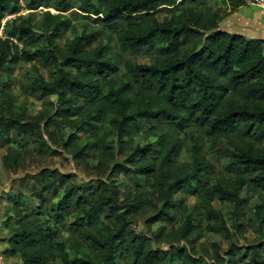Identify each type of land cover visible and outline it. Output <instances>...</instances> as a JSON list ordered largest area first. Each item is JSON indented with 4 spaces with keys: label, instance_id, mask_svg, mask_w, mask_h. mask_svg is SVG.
Returning a JSON list of instances; mask_svg holds the SVG:
<instances>
[{
    "label": "trees",
    "instance_id": "16d2710c",
    "mask_svg": "<svg viewBox=\"0 0 264 264\" xmlns=\"http://www.w3.org/2000/svg\"><path fill=\"white\" fill-rule=\"evenodd\" d=\"M68 2L59 0L58 7L63 8ZM96 2L78 0V10L82 14L100 15L97 19L106 26L124 25L117 32L121 52L141 50L158 42L168 53L164 57H154L150 64L123 62L124 81L115 89L108 76L121 72L119 63L106 58L101 47L84 50V36L76 39L64 52L48 39V47L40 54L43 61L53 63L56 74L51 75L49 81L39 77L37 87L45 95L55 96L52 117L60 120L71 132H80L88 122L98 119L110 131L116 132L121 144L130 135V126L141 120L162 119L168 123L186 121L198 124L207 130L211 143L223 142L230 149V165L243 170L235 171L232 180H221L212 187L196 181L194 188L201 193L204 209L217 215L209 198L210 194H216L220 200H229L234 204L232 215L233 221L237 222L238 211L246 204V197H239V192L244 189L246 196L256 198L251 212L259 228L264 229V40L247 39L220 30L218 23L224 11L220 7L205 5L203 0ZM10 4L11 0H0L2 15L18 12L17 8L9 9ZM229 5L238 7L242 5V0H230ZM32 6L37 8L35 3ZM165 11L168 13L161 17L160 14ZM47 17L56 31L60 15L47 13ZM6 24L7 21L4 38H0V71L6 65L30 63L33 58L29 51L20 49L13 41L23 45L32 31L28 26L21 25L16 35L7 32ZM196 34L200 35L199 49L198 42L191 48L179 46L180 40ZM67 68L74 71H67ZM102 84L109 87L107 94L100 89ZM13 100L9 93L0 90V112L8 113L7 116H0V134L8 138L14 132L19 137H25L37 129V144L39 150L44 151L46 141L41 128L50 139H54V133L48 130L49 121L41 124L42 115L25 121L22 115L11 111ZM80 104L85 111L73 118ZM89 138L88 143H77L71 133L63 145L82 162H85L84 157L91 146L100 155H112L113 144L108 141V134L96 132ZM178 145V138L171 134L164 133L158 138L156 156L165 173L164 178L147 157L154 151L151 144L136 147L129 156L128 161L132 164L138 158V166L116 163L112 167L116 176L131 174L149 181L152 184L149 197L139 192L131 199H121L120 190L110 180L87 188L85 193L90 192V199H77L75 214L85 223L86 229L82 231L84 239L95 248L91 255L71 260L63 245L54 241L45 229L29 221L19 201L13 204L10 214L8 212L2 222L9 234L5 255L18 256L20 264H50L56 259L62 264H118V258L124 261L130 259L132 264H170L150 249L146 236L135 233L130 225L132 215L149 206L158 208L161 205L153 221L167 218L175 205V195L184 185L190 186L194 177L200 178L198 171L201 165L207 163L199 147L196 144L193 146L194 162L189 172L185 173L172 159ZM69 176L58 170L42 169L35 175L36 184L41 186V192L36 197L43 202V194L56 184L65 185ZM75 190L74 185H65V204L73 198ZM102 213H105L103 217ZM191 219V216L186 217L181 229L170 235H166L163 228L158 229L156 237L173 239L180 235L182 240L189 242V237L196 232ZM214 226L225 235L230 234L223 222ZM234 226L240 229L237 223ZM213 246L211 264H238L231 250L223 256L221 249ZM260 246L264 247V243L251 249L245 264H262L258 251ZM174 256V251H170V260ZM184 259L187 264H199L186 252Z\"/></svg>",
    "mask_w": 264,
    "mask_h": 264
},
{
    "label": "rangeland",
    "instance_id": "374dc122",
    "mask_svg": "<svg viewBox=\"0 0 264 264\" xmlns=\"http://www.w3.org/2000/svg\"><path fill=\"white\" fill-rule=\"evenodd\" d=\"M230 0H203V3L211 8H224ZM33 3L37 5L34 9ZM95 3L96 0H95ZM59 0H11L9 9L17 8L16 14L0 11V30L4 37V24L7 32L17 35L20 27L28 26L32 31L31 37L21 44L20 49L29 51L33 55L30 63L20 62L17 65H6L0 71V90L9 93L13 100L12 112L22 115L25 121L33 116L42 115V123L49 121L48 130L54 133V139H50L41 128L46 148L39 150L37 137L33 130L32 134L19 137L14 132L8 138L0 134V256L3 257L2 264H20L18 256L8 257L5 249L8 247L9 234L2 222L6 214L11 211L15 202L23 208L29 221L39 228L45 229L57 243L64 246L70 259L92 254L95 248L90 242L84 239L83 230L86 229L83 220L75 214L76 201L78 198L90 199V192L86 189L96 187L101 181H114L115 186L120 190L121 199L133 198V194L142 193L149 197L152 191L149 181L144 177L136 175L118 176L112 173V167L118 163L129 167H136L140 161L130 163L129 156L136 147L152 145L154 151L147 154V157L155 165V170L164 178L165 173L161 168L160 160L156 156L158 150V138L168 133L178 138L179 145L173 156L174 163L185 173L189 172L194 162L193 146L196 144L202 157L207 164H203L198 171L200 178H193L191 185H184L178 194L175 195V205L170 215L160 221H153L157 215V207L149 206L146 209L132 215L131 228L140 235L148 238L150 249L157 252L165 261L170 264H187L184 259V252L196 259L199 264L213 263L214 246L221 249V254L231 253L237 258L238 264H245L249 260L251 249L264 243V229H260L254 218L251 208L256 204V198L246 196L244 189L239 192V197H246V204L238 211V220L233 221L234 204L229 200H220L216 194H210L211 207L215 214L207 213L201 201V193L195 189V182L198 184L216 185L221 180H232L236 169L230 165L231 151L223 143H211L207 137V130L193 122L168 123L162 119L151 121L141 120L130 126V135L125 137L121 144L116 137L115 131L110 129L98 119L88 122L80 132H71L60 120L52 117L54 95H45L37 87L39 77L49 81L51 75L56 74L52 62L46 63L42 59L40 51L48 47V39L53 40L54 45L61 51H66L72 43L85 37L82 47L86 51H92L96 47L103 49V55L111 62L119 63L117 75L108 76L112 79L115 89L119 88L124 79L123 62H130L135 65L150 64L154 57H164L168 51L160 43H152L147 48L137 51H120V44L117 40V32L123 29L124 25L114 24L106 26L92 14H82L78 10V0H69L63 8L58 7ZM47 13L56 16L60 15L59 25L55 28L50 23ZM168 12L161 13V17ZM57 21V22H58ZM22 25V26H21ZM204 37H202L203 39ZM200 35L188 36L179 42V46L191 48L198 42ZM198 42V48H200ZM67 71H74L67 68ZM104 94L109 92L106 84L100 85ZM85 111L80 104L73 116L78 117ZM7 116L8 113L0 112V116ZM197 116H195V119ZM201 125V122L199 123ZM105 125V126H104ZM103 132L109 135L108 141L112 142V155L104 156L98 154L93 146L89 147L85 155V162L73 157L71 150L63 145L69 134L73 133L77 143H88L92 133ZM6 158V159H4ZM44 168L58 170L70 175L67 185L76 187L73 198L63 202L65 185L56 184L51 190L43 194V202L37 197L41 192V186L36 184L35 175ZM132 195V196H131ZM10 214V212H9ZM105 213H102L103 217ZM191 216V221L196 232L189 237V242L182 240L180 235L169 239L167 236L156 237L158 229L163 228L166 235L179 231L186 219ZM15 223V220H13ZM223 222L228 228L229 235H225L217 229L216 224ZM234 223L240 225L236 229ZM201 234V235H199ZM175 256L170 260V251ZM259 258L264 264V247H259ZM50 264H62L59 259L53 260ZM118 264H132V260L124 261L118 258Z\"/></svg>",
    "mask_w": 264,
    "mask_h": 264
},
{
    "label": "crops",
    "instance_id": "0c3cea01",
    "mask_svg": "<svg viewBox=\"0 0 264 264\" xmlns=\"http://www.w3.org/2000/svg\"><path fill=\"white\" fill-rule=\"evenodd\" d=\"M222 8L224 15L218 23L222 31L239 34L247 39L264 40V10L247 5Z\"/></svg>",
    "mask_w": 264,
    "mask_h": 264
},
{
    "label": "built area",
    "instance_id": "2783aa9c",
    "mask_svg": "<svg viewBox=\"0 0 264 264\" xmlns=\"http://www.w3.org/2000/svg\"><path fill=\"white\" fill-rule=\"evenodd\" d=\"M242 4L243 5H247V6H253V7H258L262 10H264V0H242ZM0 38H4L3 34H2V30H0ZM13 41L19 46L21 47V44L18 43L16 40L13 39ZM3 262V257L0 256V264H2Z\"/></svg>",
    "mask_w": 264,
    "mask_h": 264
}]
</instances>
